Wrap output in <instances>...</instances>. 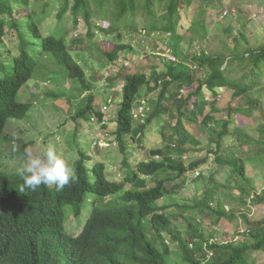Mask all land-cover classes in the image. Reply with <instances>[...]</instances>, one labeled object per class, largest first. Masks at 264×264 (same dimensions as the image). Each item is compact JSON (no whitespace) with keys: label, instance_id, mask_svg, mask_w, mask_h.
Listing matches in <instances>:
<instances>
[{"label":"trees","instance_id":"obj_1","mask_svg":"<svg viewBox=\"0 0 264 264\" xmlns=\"http://www.w3.org/2000/svg\"><path fill=\"white\" fill-rule=\"evenodd\" d=\"M40 1L41 5L36 2L31 6L34 0H0V12L12 14L17 4L16 10L22 16L27 14V29L34 36L35 27L57 10L58 24L53 32L44 37L35 35L29 47L37 39L40 52L48 59L55 58L61 66L62 74L52 77L51 94L70 100L62 90L67 82L80 95L90 91L81 113L92 107L99 122L104 114L99 105L100 110L95 107L86 71L72 54L74 47L83 42L76 33L80 20L88 28L85 40L91 42L88 47L96 59L125 62L127 55L121 52L132 49L133 44L124 42L126 33L139 35L142 42L162 43L157 48L162 53L171 49L174 57L166 60L165 69L160 71L154 66L150 75L137 71L134 63H114L125 83L119 117L108 121L123 150L127 149L129 135L138 140L143 136L140 141L144 142L146 124L153 122L159 126L164 144L151 149L149 159L131 165L132 171L122 179H110L103 161L89 168L86 161L90 157L83 151L74 171L78 181L62 191L51 192L49 186L42 185L36 191H18L16 195L23 178L18 173L14 181L0 167V264H264V218L253 221L248 216L252 205L264 204V186L257 189L256 180L247 173V164H251L259 167V175L264 177V41L251 40L247 33L251 19L244 18L237 20L236 31L223 29L226 34L221 44L194 49L195 41L207 39L218 20L232 12H244L245 1L56 0V5L52 0ZM257 4L264 7V0ZM17 22L19 27L24 26L23 18ZM70 30L74 32L70 34ZM183 36L189 41L188 48L181 46ZM16 60L21 67L27 66V71L16 91L0 99V136L8 117L23 119L27 115L29 105L16 100V92L40 65L31 52ZM154 91L158 98L151 97V106L145 110L146 122L136 124L134 107ZM225 93L231 95L235 105L219 106ZM255 110L260 115L253 117L256 121L251 130L234 121V115L247 118ZM194 129L207 132L209 144L215 142L209 149L220 164L216 170L228 166L230 173L225 183L214 177L216 170L209 181L198 183L205 189L192 208L204 214L209 211L216 225L223 218L243 216L246 228L237 233L244 239L233 236L220 241L213 234L207 238L201 219L175 215L158 203L186 183L189 171L200 168L194 176L198 182L203 179L201 169L207 159H194L189 165L183 159L184 154L194 150L186 147L188 143H201L194 140ZM225 135L236 137L238 142L236 152L227 157L221 155ZM128 184L134 188H126ZM119 193L120 202L115 197V202L96 204L98 197L105 200ZM91 197H96L94 208L82 232L69 235L64 224L66 207L71 206L79 215ZM229 204L232 206L227 210ZM177 207L184 212L190 208ZM167 235L178 243L165 240ZM172 244H176V250Z\"/></svg>","mask_w":264,"mask_h":264},{"label":"rangeland","instance_id":"obj_2","mask_svg":"<svg viewBox=\"0 0 264 264\" xmlns=\"http://www.w3.org/2000/svg\"><path fill=\"white\" fill-rule=\"evenodd\" d=\"M34 1L35 2H33L31 6L36 2L39 3L38 5L42 4L40 0ZM244 1L246 3L244 5V12H232L229 16L218 20L219 22L211 30L207 39L195 41L194 49L198 51L208 46L214 47L215 45L221 44L223 35L226 34L223 29L229 27L230 32L236 31L238 28L237 20H244V18L251 19V21L248 22L247 32L251 40L256 41L255 39L258 38L260 41H264V7L257 4L258 0ZM52 3L53 5H56V0H52ZM56 13L57 10H54L53 13L47 15L46 19L42 22L41 28L45 35H49L56 28L58 24ZM21 15V11L18 10L16 13V19L21 17ZM66 15H69V12ZM68 26H72L71 19L68 21ZM76 30V33L82 36L83 42H80L74 47L72 54L86 71L87 81L89 82L87 87H89L94 93L95 101L102 109L105 105L108 106L106 110L103 109L105 117H110L109 114H112L113 117L115 116L118 118L122 105V88L125 80L124 78L119 77L118 69L114 66V63H124L125 65L127 62L129 64L134 63L137 71H142L150 75L154 66H157V70L163 71L165 69L164 64L166 60L174 57L170 48L164 53L158 51L157 48L159 46L162 47V43L155 45L153 42L149 41L142 42L143 40L139 38V35L126 33L124 42L133 44L131 45L132 49L121 52V55H127L125 62L121 59L115 62L105 58L96 59L92 54V49H89L88 47L91 42H86L85 40L87 38L88 28L85 25L84 20H80ZM7 31H9L7 36L8 43L12 44V40H10L9 37L13 36V34L16 35V31H11L10 27L7 28ZM184 31L185 29L182 28L180 33L183 34ZM72 32L74 31L70 30V34H72ZM70 34L67 38L68 44L71 42ZM183 37L184 40L181 42V46L188 48L189 41L185 40V36ZM108 45L111 46V44ZM37 49L38 46L36 45V57L40 60V65L33 77L21 89L19 97L20 100L30 103L31 108L25 118H11L0 137V167L3 171L10 173V175L18 173L27 162L28 157L25 151L26 149L33 155L43 156V153L51 147L57 151L61 158L65 159L70 164L73 170L75 166L74 162L79 158L78 153L81 151H88L90 159L86 161V165L89 168H91L96 161H104L107 165V174L112 178L122 179L126 177L128 171H132L133 168L131 165L135 167L138 161L149 159V152L151 149L161 147L164 144L161 134L158 131L159 126L157 123L153 122L146 124L144 142L140 141L143 136H141L140 140L127 138V149L123 150L115 138V129H112L113 127L111 124L103 125L101 126V129H97L96 123L93 121L95 113L92 107L89 108L85 114L81 113V110L87 106V98L90 91L85 90L81 95L78 94V91H72L70 100L65 101L63 99H58L65 101V103L71 107V110L66 108L64 110V108L61 109L56 106L58 96H47L43 93L45 96L42 98L39 95H35L30 87L32 86L36 91L42 89V79L39 80V78L43 77L45 74V65L50 66L51 62L53 64L52 66H56V69L52 73L53 76L62 74V71H59L61 66H59L58 61L55 58L44 59V57L37 53ZM36 75L39 76L38 80H34ZM51 87H54L53 83L51 84ZM69 87L70 83L67 82L62 85V90L70 92L71 89ZM151 97L153 99L158 98V92H150L146 94L144 99L141 98V104L135 106L133 109L135 118L144 119L148 115L145 110L148 109V105L151 106ZM219 101V106L222 108L235 105V102L231 100V95L228 93H225ZM262 102L264 105V95H262ZM75 111L78 113L76 120L71 118V114L75 113ZM225 114L227 115L226 112ZM259 115V110H255L253 116H248L247 118L234 115V121L238 122L239 125H245L246 128L243 126L245 129L251 130L256 121L253 117ZM135 123L138 124L139 122L136 121ZM18 125L22 126L24 131L15 134L13 132L16 131ZM11 131L12 135H8ZM250 133L257 135L256 132ZM97 140L101 146H94V142ZM194 140H199L201 143L198 145L188 143L186 147H194V150L184 154L183 159H187L186 164L188 165L194 159L203 162L204 159H207V163L203 165V168L201 169L203 170V179L201 182H198L197 180L199 178L194 176L198 175L197 171H200V168L189 171V176L185 178L186 183H181L177 189H173L171 193L161 198L158 203L164 205L166 211L174 212L175 215L183 214L197 217L198 221L201 219L204 235H206L207 238H210L213 234L215 238L220 241L229 240L233 236L236 239H244L243 235L237 233V231L243 232L246 228L243 216L237 217L234 220L223 218L220 223L216 225L214 223V217L209 211L204 214L197 211V209L192 208L196 203L197 197L199 198L202 191L205 189L204 186H199V184L202 185L203 182L205 183L206 181H209L210 174L220 165L215 160V155L210 152L209 146L214 148L215 142L209 144L207 132L197 130L194 134ZM237 147L238 142L236 137L225 135L221 155L227 157L236 152ZM207 164L208 167L206 166ZM229 173L230 168L228 166H222L221 171L216 170L214 177L219 182L225 183ZM247 173L256 180L255 183L257 189L264 186V177L259 175L262 174L259 167L255 168L252 167L251 164H247ZM183 177L184 176L179 178L177 182H180ZM233 183L235 182H232V184ZM49 186L52 189H55V185ZM126 188L134 187L128 184ZM94 200H96V197H91L90 200L86 202V205H83L84 208L79 217L75 216L74 210L71 206L66 207V219L64 224L66 226V231L69 234L76 235L82 230L83 224L92 209ZM107 201L108 198L105 200L99 199L97 204L102 206V204ZM177 205L180 207L188 205L190 208L186 209L184 212L179 209ZM230 206L232 205H227V210L230 209ZM248 214L249 218L253 221L264 218V204L259 206L252 205ZM165 240H170V242L176 244L178 243L176 240H172V237L168 235ZM176 244H172L171 248L176 250Z\"/></svg>","mask_w":264,"mask_h":264},{"label":"clouds","instance_id":"obj_3","mask_svg":"<svg viewBox=\"0 0 264 264\" xmlns=\"http://www.w3.org/2000/svg\"><path fill=\"white\" fill-rule=\"evenodd\" d=\"M16 8H17V4H14V11L12 14H10L9 12H0V99H6V96L8 93H10L12 91H16V89L18 87V81L20 79H22L26 74L27 66H26V68L21 67L17 63V60H16L18 57H20L25 52H27L29 54L31 52L36 57L35 46L37 45L38 46L37 53L40 56L44 57V59H48L45 55H43L40 52V47H39V44L37 42V39H35L34 45L32 47H29V42L32 40V38L37 37L35 35H40L41 37L47 36L43 33V30L41 28L42 22L46 19V17L44 18V20L41 23H39L38 28L35 27V29H34L35 32H33L34 33V36H33L30 33V30L27 29V21H26V18L28 19L27 14L23 15V16L21 15V17L18 18V20L21 18H23V20H24V26L23 27L18 26V24H17L18 22L16 19V13H17ZM8 27L11 28V31H16V35L13 34V36L9 37V39L12 40V44H9L8 40H7V36H8V32H9V31H7ZM36 59H37V57H36ZM52 65L53 64L51 62H50V66L45 65L46 70H45V74L43 77L39 78V76L36 75L34 80H38V78H39V80L42 79L41 80L42 81V89L36 91L31 86L30 87L31 91L35 95H39L42 98L45 96V94L47 96L48 95L53 96L51 94L50 90L53 89L51 87V84L53 83L52 73L56 69V66H52ZM37 68H38V66L35 68L32 76L28 80H26L16 92V100L29 105V110L31 108V104L28 102H25L23 100H20V98H19L20 97V91L24 87V85H26V83L36 73ZM43 93H45V94H43ZM66 93L68 95H70V97H71L72 90L70 92H66ZM58 99H63L65 101L68 100L65 98H57V105L56 106L58 108H61V109L64 108V110L66 108V109L71 110V107H69L67 105V103H65V101L58 100ZM94 101H95V99H94ZM94 104H95V107L97 109H99L97 106L99 104L96 101ZM106 108H108V106L105 105L103 107V109L106 110ZM76 109H78V108H76ZM103 109L101 108V110L104 114ZM29 110H28V112H29ZM75 114H76V111H75V113L71 114V118L74 120H76V118L78 117ZM109 115H110V117L104 116V120L102 122H99L96 115L94 116L93 121L96 123L97 129H101V126H103V125H108V121H117L118 118H116L115 116L113 117L112 114H109ZM133 115H134V112H133ZM118 117H119V114H118ZM11 118H16V117H14V116L8 117L6 119L7 120L6 125ZM134 118H135V116H134ZM16 119H22V118H16ZM146 120H147L146 117L144 119L135 118V122L138 121V122L144 123V122H146ZM111 126L113 127L112 129H114V126L113 125H111ZM4 130H3V132H4ZM23 131H24V128L22 126L18 125V128L13 133L19 134ZM3 132H2V134H3ZM11 133H12V131L9 132L8 135H12ZM13 136H16V135H13ZM127 138H132V136L129 135V137H127ZM108 142L110 143L109 140H108ZM94 146H101L98 140L94 142ZM25 151H26L28 159H27L25 166L20 170V172H18V173H20L21 177L23 178V184L20 186L19 189H15L16 195H18V191H20V192H25L26 190L36 191L42 185H44V186L55 185V189H57V191H62L66 186H69L70 184H74L78 181V177L74 171H75V167H76L77 162L81 160L83 151L78 153L79 158L74 162V164H75L74 170L65 159L61 158V156L57 153V151L54 148L49 147L43 153V156L33 155L27 149ZM84 152L88 154V151H84ZM104 163L106 164V162H104ZM106 167H107V165H106ZM18 173H15V174H12L9 176L15 181L14 177ZM108 177L110 179H112V177H110L109 175H108ZM55 189H52L49 186V191L52 192ZM121 195H122V193H119L118 195L109 196L107 198H108V201L115 202V197H117L116 201L120 202L121 201L120 200ZM99 199H102V198L98 197L97 201ZM94 202H95V200L93 201L91 211L94 208V204H95ZM97 205L101 206L100 204H97ZM91 211H90V213H91ZM90 213H89V215H90ZM89 215L87 216V218L89 217ZM75 216L79 217L80 214L79 215L75 214ZM87 218H86V220H87ZM65 219H66V215H65ZM86 220H85V222H86ZM84 226H85V223L83 224L82 230H83ZM82 230L78 234L72 235V236H78L82 232ZM65 231H66V229H65ZM69 235H71V234H69Z\"/></svg>","mask_w":264,"mask_h":264}]
</instances>
